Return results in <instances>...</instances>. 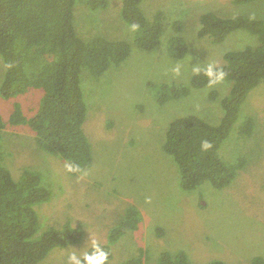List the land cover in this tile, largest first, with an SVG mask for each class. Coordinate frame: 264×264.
<instances>
[{
	"label": "rangeland",
	"instance_id": "obj_1",
	"mask_svg": "<svg viewBox=\"0 0 264 264\" xmlns=\"http://www.w3.org/2000/svg\"><path fill=\"white\" fill-rule=\"evenodd\" d=\"M111 1L110 7L99 10L87 8L85 3L79 8L77 4L74 10V23L81 34L103 35L131 44L129 55L118 65H110L98 78L81 70L86 108L82 126L93 155L87 169L76 176L67 174L62 159L55 162L53 157L57 156L39 151L33 134L25 127L9 123L14 104L19 103L25 115H30L37 109L38 98L26 92L0 96V116L7 123L0 132L4 164L14 178L24 168L38 170L51 187V198L35 207L40 229L68 221L83 231L79 243L54 248L46 261L68 264L70 254L81 257L93 241L107 243L108 229L131 204L137 206L142 220L134 232H127L111 245L109 264L134 257L140 247H144V264H158L161 251L176 249L187 253L190 264H208L211 259L251 264L254 256L264 257V87L257 90L264 84L243 101L233 131L219 148V155L227 159L242 155L244 165L222 189L205 180L191 190L180 187L178 167L161 147L165 130L172 119L187 114L218 123L222 115L220 100L227 94L228 84L222 80L191 88L188 96L162 104L155 102L147 87L148 81L188 85L196 73L194 67L221 64L225 52L256 44V35L243 29L232 31L218 44L198 38L197 29L205 11L223 17L250 13L264 18V0L247 6L230 0H143L145 13L162 9L164 15L160 44L149 51L133 44L132 28L116 14L120 0ZM174 20L182 22L179 34L187 43V51L179 59L166 50L167 39L174 34ZM4 69L0 56V81ZM211 89L217 90L216 98L207 97ZM247 107L255 116L252 138L235 136Z\"/></svg>",
	"mask_w": 264,
	"mask_h": 264
},
{
	"label": "trees",
	"instance_id": "obj_2",
	"mask_svg": "<svg viewBox=\"0 0 264 264\" xmlns=\"http://www.w3.org/2000/svg\"><path fill=\"white\" fill-rule=\"evenodd\" d=\"M142 1L120 0L115 10L117 17L132 28L133 44L149 51L160 44L164 15L162 9L150 15L145 13ZM230 1L247 6L258 0ZM83 3L91 10H99L110 7L112 1L0 0V56L5 67L0 96L13 97L26 92L39 100L37 109L30 115H25L19 103L14 104L9 123L25 127L33 134L39 151L57 156H51L55 162L62 159L65 167L72 164V171L66 167L71 176L81 174L93 159L91 144L82 126L86 108L80 85L81 70L98 78L110 65L121 63L129 55L131 45L127 40L81 34L74 23V10L77 4L79 8ZM259 15L241 13L223 17L215 11L200 15L198 38L218 44L232 31L243 29L256 35L257 42L225 52L223 63L216 65L224 71L223 80L228 84L227 94L220 100L222 115L218 123L211 124L187 114L172 119L167 125L161 147L173 157L183 190H191L205 180L214 188L222 189L244 165L242 155L227 159L219 155V148L233 131L243 101L254 88L264 84V18ZM171 27L174 34L168 37L166 50L172 58L179 59L187 51V43L179 34L182 22L174 20ZM208 85L203 71L192 75L188 85L147 82L158 104L186 97L191 88ZM263 87L260 85L257 90ZM217 94V90L211 89L207 97L213 99ZM247 108L235 128V136L242 134L252 138L254 135L255 116L251 108ZM6 126L0 116V132ZM205 141L210 144L207 149L202 147ZM4 163L0 135V264H52L46 261L51 250L79 243L83 231L68 221L59 226L47 225L41 230L35 207L51 198V187L38 170L24 168L19 177L14 178ZM141 220L139 209L131 204L108 229L107 243H99L108 254L106 264L112 258L111 245L127 232H134ZM161 232L159 230L158 234ZM92 251L93 244L81 258ZM143 254L144 247H140L134 257L120 264H144ZM158 264L190 262L183 249H176L161 251ZM208 264L226 263L211 259ZM251 264H264V257L254 256Z\"/></svg>",
	"mask_w": 264,
	"mask_h": 264
},
{
	"label": "clouds",
	"instance_id": "obj_3",
	"mask_svg": "<svg viewBox=\"0 0 264 264\" xmlns=\"http://www.w3.org/2000/svg\"><path fill=\"white\" fill-rule=\"evenodd\" d=\"M193 71L196 73L203 71V73L208 77L209 86L222 81L225 76L224 71L214 64H208L203 69L197 66L193 68ZM202 147L207 149L210 147V144L205 141L203 142ZM66 167L68 171L73 170L72 164H68ZM107 259V252L101 248L99 243L93 241V251L91 253H85L83 258L77 256L75 253H72L68 257V264H106Z\"/></svg>",
	"mask_w": 264,
	"mask_h": 264
}]
</instances>
